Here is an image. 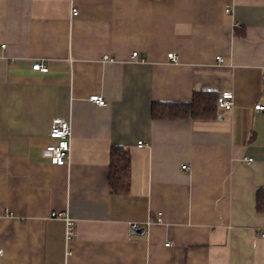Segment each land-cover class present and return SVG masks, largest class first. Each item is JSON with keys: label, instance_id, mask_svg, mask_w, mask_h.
Instances as JSON below:
<instances>
[{"label": "crops", "instance_id": "1", "mask_svg": "<svg viewBox=\"0 0 264 264\" xmlns=\"http://www.w3.org/2000/svg\"><path fill=\"white\" fill-rule=\"evenodd\" d=\"M205 91L234 107L153 119ZM256 105L264 0H0V264H264ZM56 118L66 166L46 152ZM114 146L132 157L125 195L110 192Z\"/></svg>", "mask_w": 264, "mask_h": 264}, {"label": "trees", "instance_id": "2", "mask_svg": "<svg viewBox=\"0 0 264 264\" xmlns=\"http://www.w3.org/2000/svg\"><path fill=\"white\" fill-rule=\"evenodd\" d=\"M218 95L213 92H196L190 103H154L152 117L155 120L183 118L214 119L218 116ZM109 187L113 194L125 195L131 187V155L119 146L111 150ZM257 211L264 213V191L257 193Z\"/></svg>", "mask_w": 264, "mask_h": 264}, {"label": "built area", "instance_id": "3", "mask_svg": "<svg viewBox=\"0 0 264 264\" xmlns=\"http://www.w3.org/2000/svg\"><path fill=\"white\" fill-rule=\"evenodd\" d=\"M229 12V11H227ZM73 16L78 15V11L73 9ZM133 57L137 58L138 53H133ZM177 54H170L169 60L172 62L178 61ZM217 60L221 61V57H218ZM32 70L36 74H46L49 72L48 66L43 61H38L34 63ZM92 102H94L98 106H107V102L104 97L99 95H94L90 98ZM219 109L223 111H229L234 107L233 95L231 93H224L218 97L217 100ZM256 110L264 111L263 105H256ZM50 138L54 139L55 142L46 147V152L48 154V158L50 162L57 166H66L69 163L70 155H71V138H72V129L71 124L68 120L63 118H56L54 121V125L50 132ZM143 147V143L139 142V147ZM250 161H252L250 159ZM184 170L187 169V166L183 167ZM6 215H10L6 211ZM138 228L137 224H131V229L136 230ZM74 222L70 218H66V234L67 239H71L74 236ZM260 236L264 238V232L260 233ZM169 245V244H168ZM4 256V251L0 247V257Z\"/></svg>", "mask_w": 264, "mask_h": 264}]
</instances>
